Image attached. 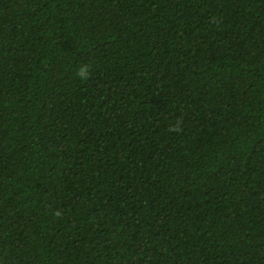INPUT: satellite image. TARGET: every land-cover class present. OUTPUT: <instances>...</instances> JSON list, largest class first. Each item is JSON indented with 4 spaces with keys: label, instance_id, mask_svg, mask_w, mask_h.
Returning <instances> with one entry per match:
<instances>
[{
    "label": "trees",
    "instance_id": "obj_1",
    "mask_svg": "<svg viewBox=\"0 0 264 264\" xmlns=\"http://www.w3.org/2000/svg\"><path fill=\"white\" fill-rule=\"evenodd\" d=\"M0 264H264V0H0Z\"/></svg>",
    "mask_w": 264,
    "mask_h": 264
},
{
    "label": "clouds",
    "instance_id": "obj_2",
    "mask_svg": "<svg viewBox=\"0 0 264 264\" xmlns=\"http://www.w3.org/2000/svg\"><path fill=\"white\" fill-rule=\"evenodd\" d=\"M89 65L81 64L76 70V76L81 80H88L90 78ZM168 131L171 133H181L183 131V120L177 118L174 122L168 126Z\"/></svg>",
    "mask_w": 264,
    "mask_h": 264
}]
</instances>
